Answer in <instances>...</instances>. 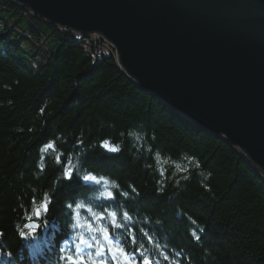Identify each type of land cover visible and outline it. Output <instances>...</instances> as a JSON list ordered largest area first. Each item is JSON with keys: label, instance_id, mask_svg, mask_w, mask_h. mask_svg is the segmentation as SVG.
I'll list each match as a JSON object with an SVG mask.
<instances>
[{"label": "trees", "instance_id": "obj_1", "mask_svg": "<svg viewBox=\"0 0 264 264\" xmlns=\"http://www.w3.org/2000/svg\"><path fill=\"white\" fill-rule=\"evenodd\" d=\"M68 254L83 264H264V183L112 56L0 0V264H66Z\"/></svg>", "mask_w": 264, "mask_h": 264}, {"label": "water", "instance_id": "obj_2", "mask_svg": "<svg viewBox=\"0 0 264 264\" xmlns=\"http://www.w3.org/2000/svg\"><path fill=\"white\" fill-rule=\"evenodd\" d=\"M103 36L121 72L264 174V0H12Z\"/></svg>", "mask_w": 264, "mask_h": 264}, {"label": "snow or ice", "instance_id": "obj_3", "mask_svg": "<svg viewBox=\"0 0 264 264\" xmlns=\"http://www.w3.org/2000/svg\"><path fill=\"white\" fill-rule=\"evenodd\" d=\"M48 147H51V145H48ZM104 148L106 151L111 152V153H115L117 151V149L115 148H109V145L107 142H105L104 144ZM74 175L73 173V169L71 166L67 167V169L64 171V177L67 178L69 180V182L71 181L72 176ZM83 181L85 182H96L99 183V181L97 180L96 176L93 175H86L84 177H82ZM124 195L126 196L127 193H124ZM107 198L108 199H112L113 198V193L112 192H108L107 193ZM49 201L47 199V196L45 197L44 201L40 204V206L35 210L36 216L39 217L41 215V210H43L44 212H47L49 210ZM70 207V205H69ZM113 218H115L116 213H111L110 214ZM113 222L115 223V219H113ZM38 225L34 222H32L31 218L29 219V223H26L24 225L25 229H30L31 232H35V230L37 229ZM104 238L107 240L109 237V230L107 228H103L101 229ZM30 233L26 232V231H21L20 232V236L22 238H27L28 235ZM81 243H85V241L81 240ZM111 252L119 254L121 257L124 258L125 261L129 260V256L127 255V253L125 252V250L123 248L120 247H115L110 249ZM100 254V253H98ZM83 256L80 255H72V254H68L65 257V261L66 264H83ZM103 264V262H102ZM145 264H148L147 259H145Z\"/></svg>", "mask_w": 264, "mask_h": 264}, {"label": "bare ground", "instance_id": "obj_4", "mask_svg": "<svg viewBox=\"0 0 264 264\" xmlns=\"http://www.w3.org/2000/svg\"><path fill=\"white\" fill-rule=\"evenodd\" d=\"M71 32V31H70ZM76 38H79L81 39L82 41V48L85 52H87L88 54L92 55L93 52H95V50H91V47H88V44L87 42H95V35H91L92 33L90 34H87V35H82V34H79V33H72ZM98 53L100 54H103V55H106V56H112L114 57V59L116 58L115 56V51L114 50H109L107 49V47H98ZM217 136L222 137L224 138L223 134H216ZM225 140V139H224ZM226 141V140H225ZM233 146V145H232ZM234 147V146H233ZM236 148V147H235ZM236 150L239 152V154L241 155L242 158L244 159H247V156L245 155L244 152L240 151L239 149L236 148ZM249 159V158H248ZM247 159V160H248ZM252 169H257L256 166L250 162V165H249ZM258 170V169H257ZM257 174L259 176V178L261 179V181L264 183V174L260 171H257Z\"/></svg>", "mask_w": 264, "mask_h": 264}, {"label": "built area", "instance_id": "obj_5", "mask_svg": "<svg viewBox=\"0 0 264 264\" xmlns=\"http://www.w3.org/2000/svg\"><path fill=\"white\" fill-rule=\"evenodd\" d=\"M91 35H95V42H87L88 47H91V50H95V52H98V47H107V49L115 51L112 43L106 40L103 36L97 34Z\"/></svg>", "mask_w": 264, "mask_h": 264}, {"label": "rangeland", "instance_id": "obj_6", "mask_svg": "<svg viewBox=\"0 0 264 264\" xmlns=\"http://www.w3.org/2000/svg\"><path fill=\"white\" fill-rule=\"evenodd\" d=\"M59 28H62V27H59ZM62 29H64V30H68V29H66V28H62ZM68 31H70V30H68ZM71 33H73V32H71ZM115 56H116V52H115ZM114 58V57H113ZM115 60V63H116V66L118 67V69L120 70V67L118 66V64H117V61H116V58L114 59ZM121 71V70H120ZM122 73V72H121ZM123 74V73H122ZM127 77V76H126ZM128 78V77H127ZM152 93V92H151ZM153 94V93H152ZM154 95V94H153ZM174 110V109H173ZM175 111V110H174ZM175 112H177V111H175ZM178 113V112H177ZM179 114V113H178ZM180 115V114H179ZM199 126V125H198ZM200 127V126H199ZM202 128V127H201ZM221 138V137H220ZM222 139L224 140V138L222 137ZM249 165H250V161H248L247 159H244ZM255 170H257V169H255ZM257 171H259V170H257ZM260 172V171H259ZM86 245L84 244V243H82L81 245H79L78 246V249H79V251H83V250H85L86 249Z\"/></svg>", "mask_w": 264, "mask_h": 264}]
</instances>
